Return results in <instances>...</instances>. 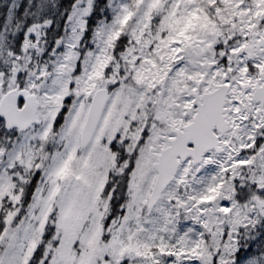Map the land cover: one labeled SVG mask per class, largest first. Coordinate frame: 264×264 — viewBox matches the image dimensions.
<instances>
[{"label":"rangeland","instance_id":"obj_1","mask_svg":"<svg viewBox=\"0 0 264 264\" xmlns=\"http://www.w3.org/2000/svg\"><path fill=\"white\" fill-rule=\"evenodd\" d=\"M61 1L0 0V103L20 86L40 118L23 131L0 117V264H264V120L233 125L221 153L183 163L149 204L159 154L192 120L195 97L229 83L231 107L264 71V51L253 62L246 52L264 35V0H108L89 40L97 0H76L51 47ZM124 177L127 212L106 242Z\"/></svg>","mask_w":264,"mask_h":264},{"label":"water","instance_id":"obj_2","mask_svg":"<svg viewBox=\"0 0 264 264\" xmlns=\"http://www.w3.org/2000/svg\"><path fill=\"white\" fill-rule=\"evenodd\" d=\"M228 91L229 86L222 84L212 91L205 92L202 101L197 98L195 105L199 107L194 120L182 129L176 130V136L171 140V144L161 151L158 158V175L150 196L151 206L159 201L164 190L175 179L181 162L191 157L193 164L196 165L211 149L218 151L222 149L215 128L222 133L228 129L229 124L224 115ZM19 95L17 91L9 92L0 105V115L7 120L10 128L14 126L28 128L32 123L39 121L36 97L29 95L31 101L23 109H19L16 102ZM108 99L109 89L106 87L97 90L93 96L92 107L82 133V147L92 140ZM193 108L194 106L191 107V112Z\"/></svg>","mask_w":264,"mask_h":264},{"label":"trees","instance_id":"obj_3","mask_svg":"<svg viewBox=\"0 0 264 264\" xmlns=\"http://www.w3.org/2000/svg\"><path fill=\"white\" fill-rule=\"evenodd\" d=\"M76 0H62L61 3L59 4V10L56 13V15L53 18V22L51 26L48 28L46 39L48 41L49 46L53 47L55 42L62 36L67 18H69L71 10L73 6L75 5ZM107 2L108 0H97L95 4V9L93 14L89 18L88 22V29L86 33V40L92 39V34L94 33L99 21L104 17V9L107 7ZM24 4H27V1L24 2ZM224 2L222 0L215 2L214 5L216 6H224ZM212 5V4H211ZM212 5V6H214ZM8 6V3L1 5V11L5 10ZM23 7L20 9L21 12L24 9ZM208 11L211 12V10L208 9ZM126 36L119 38V41L117 42L116 48L124 43V39ZM116 49V51H117ZM63 113H61L60 119L62 118ZM128 178L124 177V181L121 182L120 186L123 188L125 186V192L123 194L122 188L115 193V196L112 200L111 204V211L109 216L105 220V233H104V238L105 241L107 242L109 240V234L111 233L110 229V224L116 220V219H123L126 212H127V189H128V183L129 181H126ZM40 256V251L39 254ZM37 255V256H38ZM38 256V257H39Z\"/></svg>","mask_w":264,"mask_h":264},{"label":"flooded vegetation","instance_id":"obj_4","mask_svg":"<svg viewBox=\"0 0 264 264\" xmlns=\"http://www.w3.org/2000/svg\"><path fill=\"white\" fill-rule=\"evenodd\" d=\"M254 36L256 37V40L253 39L251 41V44L246 48L247 58L249 61H252V60L254 61V59H256L257 57L256 54L264 51V35L261 32H255ZM252 62H251V66L254 69L255 67L253 66ZM250 90H251V93L249 94V97L251 101L248 102L249 97L245 98L243 96L244 98H240V97L235 98L234 103H233L234 105H232L231 107L227 106V103H226L225 113H226V117L228 118L232 128L234 126H237L238 128H240V126H242L244 123L253 124L255 122L256 125H260L259 122L261 120H264V71L261 72L260 76H257L256 82L253 84V86L252 85L250 86ZM230 91H231V86H230ZM231 95L232 94H230L229 92L227 102ZM245 95H246V92H245ZM196 98L198 97L196 96L195 100ZM197 112H198V106H196L193 109L191 114L189 113L192 119L195 117V114ZM231 131L230 132L228 131V133L225 134L224 137L230 134ZM238 138H239V135L237 134V132H235L234 139L238 140ZM223 144L225 146H228L227 143L223 142ZM259 151L260 150L255 152L256 158L259 157V154H258Z\"/></svg>","mask_w":264,"mask_h":264}]
</instances>
